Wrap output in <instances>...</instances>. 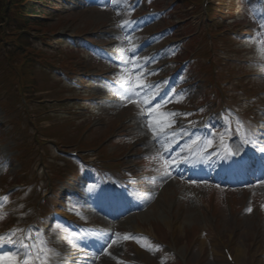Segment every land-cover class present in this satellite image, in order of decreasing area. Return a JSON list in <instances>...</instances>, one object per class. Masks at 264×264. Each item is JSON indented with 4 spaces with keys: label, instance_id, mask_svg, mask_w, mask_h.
<instances>
[{
    "label": "rangeland",
    "instance_id": "rangeland-1",
    "mask_svg": "<svg viewBox=\"0 0 264 264\" xmlns=\"http://www.w3.org/2000/svg\"><path fill=\"white\" fill-rule=\"evenodd\" d=\"M154 1L156 10L160 11L159 15L162 12L165 16L149 28L139 31H134L136 20L130 16L132 14H125L127 11L126 0H111L108 7L101 10L91 8L89 3L84 0H70L69 7L58 4L57 8H42L47 16L43 20L37 21L39 25L37 29L34 28V32L40 33V36L52 33L54 37L47 41L33 40V53L41 54L39 53L41 51L48 55L55 62L53 66H57L56 68L61 71L62 64L63 66L64 64H75V71L71 74L68 73L67 77L70 75V79L66 80L65 77L63 78L62 72L57 69L53 70V73L46 70L45 73L41 69L29 70V77H34L43 84L40 86L37 83L35 89H45L43 93L23 94L24 97L32 100L28 101L26 106L31 105L33 108L31 111L35 113L33 114L35 116L32 117V120L36 124L39 123L40 137L44 131L43 135L53 137L48 126L60 124L52 128V131L64 129V134L60 138L61 143L67 145L70 141L73 143L78 140L83 144L82 147L93 148L90 155L100 163L105 162L108 156L119 157V161L121 160L123 165L131 166L127 164L128 161L130 164L139 162L140 165L148 166L154 173L160 175L157 169L162 167L155 164L157 161L155 158L156 149H153L154 143L150 141L152 134L145 126L146 121L140 119L141 113L137 105L128 101L107 105L104 100H97V98L110 97V92L105 87L96 84L92 77L97 75L96 73L112 75V67L94 59L81 48L72 47L66 40L68 37L93 40L94 44L107 47L121 57H128L131 54L129 49L137 48L133 47L132 43L141 42L156 30L166 29L165 35L158 32V36L162 37L161 42H159L160 38L151 37V43L154 45L149 50L167 43L174 45L177 43L174 41L182 43L183 46L178 44L179 46L176 48L179 51L177 53H174L176 48L172 47L161 53L159 57H153L156 66L153 63L146 68L151 69L155 74L148 75L146 82L161 76L164 77L165 82L167 77L177 69L178 64L182 60L189 59L190 56L194 57L195 63L193 64V60L189 64V66L193 65L184 77L180 75L176 87L173 88L176 94L173 95L174 100L162 101L163 106L159 111L191 114L186 117L177 115L175 122L179 119L183 120V118H186L187 121L196 119L199 122L201 115L206 110L203 106L205 101L198 97L199 94H205L201 87L203 83L206 86L209 85L212 92L214 88H217V92H214L216 97L214 99L220 98V100H235L237 102L241 101L242 96L241 93L235 91L247 86L254 96L262 95L263 107L260 110L264 111V31L262 32L263 28L258 26L264 8L258 3V0H227V5L213 8L216 10L217 18L223 22L222 29L224 31L231 28L235 30L234 25L239 22L238 29L231 34H237L238 30L248 25L252 38L247 35L246 37L250 39L244 41L243 37H240V41L232 44L233 48L227 46L224 41L217 44L215 53L211 55L212 59H216V66L212 70L206 66L211 62H208L209 58L205 57V54L208 55L206 47L209 48L215 39H210L207 34L203 33L204 27L200 32H197L194 42L186 43L188 38L193 37L190 35L195 32L193 25L204 22L203 4H198V6L190 4V2H196L193 0L190 2L189 0ZM138 10L140 8L136 9L135 13ZM195 10L199 12L194 14ZM224 10H229V14H225ZM207 11L209 12L210 9L208 8ZM194 15L197 16L194 17ZM246 22L248 23L246 24ZM121 24H126V27L121 28ZM129 30H132L133 33L128 34L126 31ZM229 51L232 52L228 53ZM198 52L199 55L201 54L200 56L196 55ZM164 54L166 57L162 59L161 56ZM245 57L249 58L251 63L246 65L245 62H241ZM15 62L19 63L18 60ZM168 62L169 64H167ZM228 62L240 66L232 67L235 70L231 69L232 71L230 70L228 74V69L224 66ZM160 64L166 66H157ZM250 64L253 67H247ZM48 65L52 66L49 63L45 66ZM39 66L37 64L38 68ZM132 67V64L128 65L129 70ZM63 72H65L64 67ZM116 74L119 80L122 75L125 78L128 75L124 71L120 72V69ZM226 77L230 79L227 80ZM189 84L191 87L188 88ZM16 85L24 87V84L18 80ZM1 87L4 85L2 84ZM37 97L51 104L47 114L39 113L43 108L40 109L37 106L39 105L38 100L36 102L34 99ZM69 97L86 99V101L68 104L66 101L69 99H65ZM13 98V95H6L2 98V91L0 92V197L8 192L6 188L14 186V191L9 194L7 202L0 207V215L17 209V205L22 206L19 199L15 201L13 198L18 194L16 190L22 188V186H17V183L24 180V177L20 175L22 171H26L32 181L41 182L40 187L42 188H48L50 181L59 185L56 180L61 177L57 176L65 174L69 165H66V161L59 153H63V151L79 152L80 150L76 146L67 149V147H59V145L54 146L49 142H46V145L43 144V149H39L38 145L35 146L34 136L36 133L33 129L28 130L27 115L22 112H12L10 115L7 112L6 108H9L7 105L13 104ZM210 99L213 98L210 97ZM59 104L66 106H64L65 108L60 107ZM15 107L14 110H16ZM27 107L20 105L19 109ZM197 107L200 108L197 109ZM175 108L183 110L190 108L191 111L177 112L178 110ZM244 109L245 105L243 111H245ZM227 112L229 113L228 107ZM248 112V110L245 111V113ZM231 114H233L232 119L237 123L235 114L232 112ZM10 119L15 120L16 124L13 125ZM155 119L156 117L153 116L154 121ZM244 119L246 120V118ZM68 122L71 123L68 124ZM89 127H93L90 133L87 131ZM39 130L36 128V131ZM112 134L114 138H110ZM122 134H128V137H123ZM107 138L109 140L103 144V147H107L104 151L98 145ZM137 141H144L145 144L129 151L131 143ZM218 141H220L219 137L216 136L213 144ZM31 145L35 147L30 148ZM137 153L139 156L136 158ZM142 155L148 162L143 161ZM40 162L46 166L40 167ZM25 167L29 169L25 170ZM46 167H50V170H46ZM152 182L158 186V190H161L157 202L148 210L146 209V216L143 213L138 215V219L131 218L126 222L127 224L124 222L120 225L117 231L136 232L142 229V231L150 233V227L151 225L153 227V224L156 228H160L159 225H168L171 232H168L170 239L167 240L163 236H159L165 241L166 247H162L159 243H148V246L147 242H142L139 245L138 242L134 244V241H117L112 249L95 264H233L227 260L224 248L230 249L233 258L238 255L237 264H264V186L235 191L234 195L231 192L203 184L187 183L182 180L174 181L170 178L165 180L164 184L159 180ZM61 192L62 189L57 188L54 199L60 206L62 205ZM32 199L29 197L23 205L32 203ZM52 203V201L49 202L50 205ZM214 206L217 208L215 209ZM246 206L251 211H248ZM70 208L68 207L69 210ZM60 209L62 208H58V211H61ZM213 209L216 211V215L212 214ZM3 217L0 219V229L2 230L9 223L7 215H3ZM86 222L94 225L93 220L88 219ZM143 227H147V229ZM62 240L60 239V241ZM2 261L0 260V264ZM233 262L236 264V260Z\"/></svg>",
    "mask_w": 264,
    "mask_h": 264
},
{
    "label": "snow or ice",
    "instance_id": "snow-or-ice-1",
    "mask_svg": "<svg viewBox=\"0 0 264 264\" xmlns=\"http://www.w3.org/2000/svg\"><path fill=\"white\" fill-rule=\"evenodd\" d=\"M121 28L126 27V24H121ZM264 27V25H261ZM129 51L135 53V48H130ZM154 58H144L133 56L129 60L123 61L124 68L122 71L128 73L127 78L121 76L120 88L118 89L119 95L127 100L129 103H134L140 109V119L146 121L145 126L152 134V139L156 149V159L162 161V171L160 172L161 179L170 178L173 168H179L181 165L194 166L200 160H204V149L211 148L213 145L212 139L201 138L195 136L190 138L178 152H174L173 148L177 143V137L180 135H189L186 128H180L179 131L173 130L175 124V117L177 115L188 116L190 113L178 114L174 112H161V103H156L154 106L152 101L160 93V84H150L146 82L148 75L155 74L154 72L146 71L148 63L153 62ZM131 63L133 67L129 70L128 64ZM156 90L155 92L153 90ZM172 95H176L174 90ZM153 116L156 117L155 121ZM171 118V119H169ZM189 124L195 127L196 124L190 121ZM236 132L240 133L243 125L237 120ZM208 127V125H205ZM229 129H225L222 133H212L213 136H218L220 140V147L224 150V157L227 158L230 155L236 154L239 151L240 145H237L236 149L230 148L225 142L224 138L228 135ZM254 133L250 130H246L243 133L242 144L255 143L253 137ZM259 151L264 153V147H260ZM186 153V154H184ZM160 171V169H157ZM264 183V181H262ZM7 202V196L0 197V207ZM251 211V209H248ZM3 215H0V219H3ZM21 233V235H17ZM43 234L36 231L33 234L31 228L24 229H12L8 233L0 234V246L11 245L15 248L14 252L4 253L0 256V260H3L5 264H51L54 256L58 253L54 249L47 246L45 240H41L40 237ZM70 238H76L77 233L75 231H69ZM131 237L125 236V239ZM112 243H115L113 240ZM112 245L109 244L108 247ZM104 251H107L105 248Z\"/></svg>",
    "mask_w": 264,
    "mask_h": 264
},
{
    "label": "trees",
    "instance_id": "trees-1",
    "mask_svg": "<svg viewBox=\"0 0 264 264\" xmlns=\"http://www.w3.org/2000/svg\"><path fill=\"white\" fill-rule=\"evenodd\" d=\"M33 0H0V53L2 66H11L16 75L17 66H29L26 45L30 39V30L37 27L30 15H39L40 8ZM36 3L48 0H34ZM33 19V18H32ZM11 44L9 47L8 45ZM18 60L19 63L15 61Z\"/></svg>",
    "mask_w": 264,
    "mask_h": 264
},
{
    "label": "bare ground",
    "instance_id": "bare-ground-1",
    "mask_svg": "<svg viewBox=\"0 0 264 264\" xmlns=\"http://www.w3.org/2000/svg\"><path fill=\"white\" fill-rule=\"evenodd\" d=\"M235 260H236V262H237V259L239 260V258H238V255L234 258Z\"/></svg>",
    "mask_w": 264,
    "mask_h": 264
}]
</instances>
